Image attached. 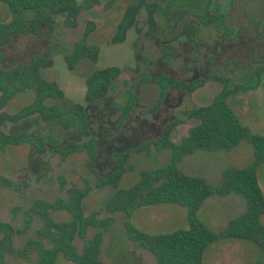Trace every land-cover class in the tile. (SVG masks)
I'll use <instances>...</instances> for the list:
<instances>
[{
  "label": "rangeland",
  "instance_id": "1",
  "mask_svg": "<svg viewBox=\"0 0 264 264\" xmlns=\"http://www.w3.org/2000/svg\"><path fill=\"white\" fill-rule=\"evenodd\" d=\"M139 1L101 0L91 11L81 12L76 27L66 25L62 16H55L52 29L41 27L38 37L20 36L15 39L14 48L22 45L25 38L27 44L30 42L29 51L24 54L12 53L6 45L0 44L1 69L9 70L26 64L29 55L36 53L34 55L52 60V68L42 70V76L48 81H56L64 93L62 99H48L45 102L46 106L54 107L63 114L46 123L38 116L12 123L2 115L5 112L14 116L32 104L35 97L32 90L13 97L0 110V132L13 136L32 135L46 145L42 157L32 146L36 140L8 146L4 152H0V175L17 186L8 188L0 184L1 222H8L16 229L21 228L23 210L31 207L36 200H67L66 189L69 187L88 188L89 193L83 200L85 215L99 211L115 192L109 186L102 189L95 186L98 178L105 177L115 169L111 155L152 141L138 137L128 138L125 144H121L118 134L105 138L106 131H114L119 120L125 121L123 125L144 123L163 127L178 119L183 122L182 125L192 126L196 121L188 120V113L209 105L224 86L243 88L259 79L264 82V0H144L155 9L154 31L147 33L149 23L146 11L142 10L136 25L128 31L126 40L119 44L109 43L126 8ZM34 16V12L25 11L22 18L30 20ZM89 19L95 27L87 38V44L99 49L98 61L94 63L85 58L77 63L73 72L69 71L65 56L72 51L74 43L82 39ZM11 20L8 7L0 3V24L10 23ZM173 50L174 55L171 53ZM111 67L118 68L120 76L111 85L107 96L85 107L86 125L96 140V159H90L85 152L63 159L55 149L68 142L86 141L78 133V119L72 112L74 105H84L86 79L96 70ZM194 70L196 77H199L195 79L197 82L206 79L213 82L209 88L193 95L171 86L172 79L185 84L193 80L190 76ZM162 91L165 92L164 96ZM228 104L251 133L264 136L262 87L253 91H239L228 98ZM150 148L154 147L145 145L142 153H149ZM202 154H220L218 166L237 165L234 152L228 155L225 152ZM143 155H130L125 165L126 171L118 183L119 189H127L137 183L141 172L154 171L171 163L170 150H165L161 159ZM252 160L240 162L250 165ZM257 178L264 194V164L258 169ZM217 179V174H213V183ZM221 182L222 178L217 186ZM61 184H65L63 189ZM14 208L22 210L15 217L12 213ZM51 214L58 221L70 219L66 212ZM105 216L106 213L102 212L99 217ZM261 222L264 224V216ZM41 226L42 222L35 219L27 233L14 237V248L22 249L27 240L35 238ZM90 238H93L92 231L87 233V239ZM82 242L76 241L79 253L82 252ZM261 254L254 264H264V251ZM58 258L57 264H61V255ZM36 262L35 251L27 259L14 254L5 256L6 264Z\"/></svg>",
  "mask_w": 264,
  "mask_h": 264
},
{
  "label": "trees",
  "instance_id": "2",
  "mask_svg": "<svg viewBox=\"0 0 264 264\" xmlns=\"http://www.w3.org/2000/svg\"><path fill=\"white\" fill-rule=\"evenodd\" d=\"M101 0H0L11 14L10 23L0 24V44L10 43L15 35H30L38 37L41 27L52 29L55 16H62L66 25L76 27L82 11H90L100 4ZM142 10L146 11L149 31H154V11L151 4L144 0L130 4L124 11L116 26V32L109 43L119 44L126 40L127 33L138 20ZM25 11L35 13L33 19L22 18ZM95 24L88 21L82 39L74 43L72 51L65 56L67 68L74 71L77 63L85 58L97 63L99 49L87 44L88 36L93 32ZM174 55V50L171 52ZM53 62L41 56H34L29 63L19 65L9 70L0 68V110H3L13 97L32 90L34 101L16 115L10 116L3 112V117L17 123L29 117L38 116L41 121L60 118L63 114L54 107H48V99H62L64 93L56 81H48L42 76V70L52 68ZM120 76L118 68L96 70L86 79L84 105H74L72 112L78 119V133L86 138L83 142H68L63 147L55 149L63 159L72 154L85 152L90 159H96V140L87 128L85 107L104 99L111 85ZM196 79V78H195ZM191 80L187 84L178 80H170L171 86L184 93H192L202 82ZM199 81V80H198ZM262 87L264 82L259 79L243 88L226 86L205 106L193 109L187 115L188 120L196 124L188 130V135L181 138L177 144L170 140L172 130L183 124L178 119L167 124L163 135L146 144L118 154H112L111 160L115 169L105 177L98 178L95 186L98 188L112 187L114 194L105 201L99 211L88 215L83 211V200L89 193L88 188H67L68 199H57L54 202L36 200L25 210L12 209L15 217L23 213L21 228H14L8 222L0 221V264L5 263L7 254L27 259L32 251L37 253L35 264H55L58 256H63L73 264H101L100 254L103 235L110 230L115 218L114 214L122 212L126 215L124 227L128 238L138 248H143L155 257L158 264H202L205 249L212 243L224 239L249 241L264 251V194L258 184L257 172L264 164V136L251 133L244 126L234 110L228 104V98L239 91H253ZM163 96L165 92L162 91ZM125 121L119 120L114 131H106L105 138H111L120 132ZM36 142L33 148L42 157L46 145L38 137L22 134L13 136L0 132V152L8 146L21 145L27 141ZM242 142L248 143L253 150L252 163L245 168L229 167L222 173L219 186L211 187L204 178L190 177L177 168L180 161L198 151L229 153ZM145 145H151L157 151L170 150L171 163L167 167L154 171H143L137 183L127 189H119L118 183L125 173V165L132 153H141ZM0 184L8 188L17 186L10 179L0 175ZM65 184H61L62 189ZM242 196L246 202V211L240 217L229 222L227 228L219 233L208 230L197 219V211L204 201L213 195L228 194ZM157 204H175L184 207L188 212V228L166 235H149L136 229L131 221L132 212L139 208ZM66 212L70 219L66 222L56 220L51 213ZM102 212L105 217H99ZM39 219L42 226L37 230L34 239L26 241L22 249L14 248V237L29 231L32 222ZM97 229L91 239H86L87 230ZM76 239L83 240V249H76Z\"/></svg>",
  "mask_w": 264,
  "mask_h": 264
},
{
  "label": "crops",
  "instance_id": "3",
  "mask_svg": "<svg viewBox=\"0 0 264 264\" xmlns=\"http://www.w3.org/2000/svg\"><path fill=\"white\" fill-rule=\"evenodd\" d=\"M88 21H91V19ZM20 36L30 35H15L10 43L1 44L6 45V48H8L10 52L16 53L17 55L24 54L25 52L27 53L30 48V42L27 44L25 42L26 38L22 40V45L15 48L13 47V42ZM34 54L36 53L29 55L27 63L30 62L32 57L37 56ZM195 71L196 70L192 72L190 78H199L194 74ZM212 83L213 82L207 79L203 80L201 86L194 90L192 94H197L203 91L206 87L209 88ZM166 126L167 124L163 127L144 123L124 124L117 136L121 138V140H119L121 144H125L128 138L145 137L147 138L146 141L155 140L163 135ZM192 126L182 124L176 126L170 134V140L174 144H177L181 138L188 135V130ZM183 130L184 133L182 132ZM164 151H156L154 148H150L149 153L141 152L139 154L161 159L163 158ZM233 152L236 153L237 157V165L235 166H218L220 165V154H217L219 156H216L215 154L206 156L205 154H202V152H196L193 155L184 157L177 165V168L187 176L204 178L210 186L215 187L219 184L220 179L222 178V173L225 169L229 167L245 168L249 166V163H244V165L240 160H245L247 162V160H252L253 158L252 147L246 142L240 143L236 149L229 153ZM229 153H227V155ZM215 173L217 174L218 179L216 183H213L211 179H213V174ZM245 209V199L240 195L233 193L225 196L213 195L208 197L201 205L197 211V219L211 232L219 233L227 228L231 220L240 217L245 212ZM114 218L115 221L112 227L103 235L100 254L101 264H158L152 253L143 248L136 247L128 238L124 227L126 215L122 212H118L114 214ZM130 221L136 229L146 234L166 235L188 228V212L184 207L175 204H157L135 209L130 216ZM92 229L93 228L90 227L87 230V233L92 231L94 236L97 229ZM116 234L117 236L115 237ZM77 240L80 241L81 239H76V241ZM80 248L83 249V242L82 247ZM262 251L263 250L249 241L236 239L218 240L205 249L202 264H254L255 260L259 259L262 255ZM61 257V264H73L72 262L67 261L63 256ZM58 259L59 258H57L55 264L59 261Z\"/></svg>",
  "mask_w": 264,
  "mask_h": 264
}]
</instances>
